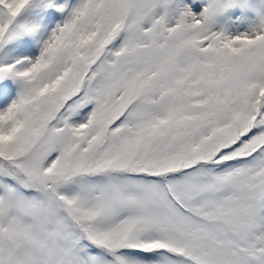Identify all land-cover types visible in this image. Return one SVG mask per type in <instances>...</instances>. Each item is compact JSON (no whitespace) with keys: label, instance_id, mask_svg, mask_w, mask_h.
<instances>
[{"label":"snow or ice","instance_id":"snow-or-ice-1","mask_svg":"<svg viewBox=\"0 0 264 264\" xmlns=\"http://www.w3.org/2000/svg\"><path fill=\"white\" fill-rule=\"evenodd\" d=\"M0 264H264V0H0Z\"/></svg>","mask_w":264,"mask_h":264}]
</instances>
